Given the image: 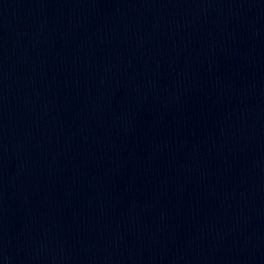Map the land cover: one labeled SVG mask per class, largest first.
<instances>
[{"label": "water", "instance_id": "obj_1", "mask_svg": "<svg viewBox=\"0 0 264 264\" xmlns=\"http://www.w3.org/2000/svg\"><path fill=\"white\" fill-rule=\"evenodd\" d=\"M0 264H264V0H0Z\"/></svg>", "mask_w": 264, "mask_h": 264}]
</instances>
